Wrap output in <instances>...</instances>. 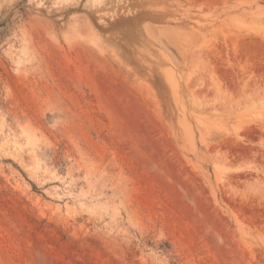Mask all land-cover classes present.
<instances>
[{
  "label": "rangeland",
  "instance_id": "374dc122",
  "mask_svg": "<svg viewBox=\"0 0 264 264\" xmlns=\"http://www.w3.org/2000/svg\"><path fill=\"white\" fill-rule=\"evenodd\" d=\"M260 37L264 0H0V264H264Z\"/></svg>",
  "mask_w": 264,
  "mask_h": 264
},
{
  "label": "bare ground",
  "instance_id": "6f19581e",
  "mask_svg": "<svg viewBox=\"0 0 264 264\" xmlns=\"http://www.w3.org/2000/svg\"><path fill=\"white\" fill-rule=\"evenodd\" d=\"M254 41H256V40H254ZM259 42H261L262 44H263V42H264V37H260V39H259ZM233 47H234V45H233ZM216 48V47H215ZM202 49V48H201ZM235 52H237V45L235 46ZM259 53V52H258ZM217 54V53H216ZM217 56V55H216ZM248 58V57H247ZM233 65V64H232ZM241 66V65H240ZM254 68V67H253ZM243 69H245V67H243ZM220 70V69H219ZM249 83V82H248ZM247 83V84H248ZM258 84V83H257ZM255 131V130H254ZM247 133H248V131H247ZM230 147V146H229ZM232 147V146H231Z\"/></svg>",
  "mask_w": 264,
  "mask_h": 264
}]
</instances>
